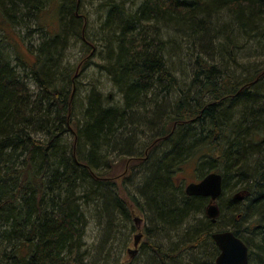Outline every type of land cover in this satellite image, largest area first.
I'll return each instance as SVG.
<instances>
[{"label":"trees","instance_id":"obj_1","mask_svg":"<svg viewBox=\"0 0 264 264\" xmlns=\"http://www.w3.org/2000/svg\"><path fill=\"white\" fill-rule=\"evenodd\" d=\"M46 1L0 0V264H89V217L106 227L109 210L128 217L111 191L115 184L102 180L110 176L113 155L145 159L140 175L147 209L162 226L161 241L171 232L185 237L186 264L197 263L212 230L225 228L247 246L248 261L254 249L256 264H264V68L248 65L247 74L235 78L229 52L235 40L225 38L228 47H221L211 21L228 16L240 38L258 48L264 42V0H140L130 8L127 0L103 3L98 36L83 35L80 45L104 49L100 69L110 83L108 97L104 89L69 88L73 79L62 48L68 35L79 38L82 0H49L60 27L53 34L43 23ZM27 22L46 36L25 45L32 59L2 28ZM178 46L176 55L186 53L182 66L172 59ZM193 149L199 151L198 179L222 175V198L229 186L245 187L238 197L218 199L229 225L206 219L207 198L173 187ZM253 161L256 168L245 167ZM246 220L254 245L240 233ZM151 251L161 264L185 263L180 255L167 259L157 246ZM200 261L211 264L210 255Z\"/></svg>","mask_w":264,"mask_h":264},{"label":"rangeland","instance_id":"obj_2","mask_svg":"<svg viewBox=\"0 0 264 264\" xmlns=\"http://www.w3.org/2000/svg\"><path fill=\"white\" fill-rule=\"evenodd\" d=\"M46 1V0H44ZM52 1V0H51ZM58 2L60 0H57ZM113 1H119V0H82L81 5L82 7H79L80 14L82 15V21L78 27V40L75 37H70L71 35H68L67 39L65 40V43L63 44L62 51L64 52V57L62 58V61L64 64H67L69 66V73L72 75V86L70 85V89L72 90V93L75 92L76 88H84L87 86V88L92 87L95 90H98L99 92L105 91L102 93L103 96H109V92L107 90H110L109 88V81L107 77L102 73L100 67L102 66V58L106 57V54L104 52V49H101V46L99 45H92L88 48H82L80 45V41L83 35L86 37L92 36H98L99 31L101 30V22L104 19L105 11H102L103 7H100V5H103L107 3H111ZM79 0H77L78 4ZM140 0H127L126 7L130 8L133 6H138ZM48 3L49 0L44 3V21L43 23L50 28V32L56 33L59 32V23L58 19L53 15V11L50 9L48 10ZM105 6V5H104ZM105 8V7H104ZM97 9H99L97 11ZM223 14V13H222ZM49 18V19H48ZM212 24L216 25L215 29H217L219 35L221 36V39L219 42L222 44L221 47H226L228 44L226 43V40L229 38L232 40L234 38V44H232L229 47L230 55L233 57V61H236V65H233L230 67L231 71L235 73V78H243L247 72L245 71V67L248 65L264 68V42L260 44V47H256L252 42H249L247 44L244 39H241L239 36V30L236 28V25L233 24L232 20H229V17L224 15L221 16H215L213 18ZM214 21V22H213ZM43 24V27H44ZM42 25V24H41ZM2 28L6 32L9 39H12L13 41H18L17 46L19 51L28 59H32L29 53L27 52V49L25 48V45H35L39 42V39L45 38V31H41L37 29V26L34 25L32 22H27L24 27L17 26V24L9 25L8 23H3ZM31 29V30H28ZM212 36V35H211ZM239 37V38H238ZM169 41L168 45L174 44L173 40L174 36L172 34H169L168 37H166ZM227 38V39H225ZM23 39V40H22ZM85 40V39H84ZM209 40V39H208ZM83 41V40H82ZM223 42V43H222ZM215 41L212 40V51L216 49L217 46H215ZM206 44L204 43V47ZM228 47V46H227ZM179 49L176 48L174 53L172 54V59L175 63L181 62L179 65H184V62H186L185 51L182 52V54L178 53L179 55H176V51ZM210 49V48H209ZM225 49V48H224ZM103 50V51H102ZM182 50V49H181ZM218 63V62H216ZM15 64V63H13ZM190 66V65H189ZM252 68V69H253ZM21 71V70H20ZM236 71V72H235ZM241 80V79H240ZM31 86V89H34L33 85H31V82H28ZM112 90V89H111ZM82 91V90H81ZM82 93V92H81ZM79 94L78 99H80L83 96V93L81 95ZM113 95V93H112ZM115 94L112 96L114 97ZM117 97V96H115ZM117 103V99L113 100L112 105ZM171 107V106H170ZM172 108V107H171ZM168 120V118H167ZM197 126H195L193 129H197ZM253 130V129H252ZM199 131V130H198ZM252 133V132H251ZM204 139L208 136H212V134H204ZM211 138V137H209ZM206 142V140L200 141V146L202 143ZM264 143V142H263ZM136 144V143H135ZM137 146V145H136ZM264 147V144H262ZM158 151V150H157ZM157 155V154H156ZM195 156V157H193ZM113 162H112V169L109 177H106L105 179L102 178V180H109L115 184L111 188V191L115 192L117 194L118 199L122 201V204H124L127 212L128 217L125 221L123 218H120L116 214V211L112 209V211L109 212L110 217V224L106 227V224L103 223L102 225H99L97 219H93L92 216L88 219L87 227L85 228V237H84V253H86V260L88 259L89 264H161V261L158 257L155 256V254L151 251V248H154V246H157L158 248H161V251L167 255H164L167 259H176L178 255L181 256L182 260L189 261L187 256L184 255L182 247L184 246L183 242L185 240V237L179 232H171L164 236V240L161 241V237L163 235H158L159 230L158 228L162 227L160 223L153 222L155 221V218L153 219V214L150 213V210L147 209V204L145 201V197L143 195V186L144 181L141 178L140 172H141V164L143 160L145 159H135V160H129L126 158L118 157L117 155H113ZM199 160V151L198 149H193V151L184 158V162L180 166V170L177 174H175L172 178L173 181V187L176 191L184 192V188L187 184L192 182H197V179L200 178V169H197V161ZM258 162H251L252 166H245L248 169L250 168H256V164ZM133 168V172L129 173V170ZM108 170V169H107ZM202 174V173H201ZM127 176V179L124 181L123 177ZM234 180H232L231 183H233ZM229 184V185H230ZM133 187V188H130ZM245 187L242 186H236L234 187L229 186L228 192L225 195V200H227L230 197H238L240 194H244ZM141 189V190H140ZM136 190H138L142 194L140 195ZM136 193V194H135ZM145 194V193H144ZM176 194V193H175ZM217 205L220 208V219L218 221L219 225H223L224 223L226 225H229L231 222V219L228 218V216L225 218V213H223V210H221L220 204L217 201ZM264 213V212H263ZM204 215L205 209H204ZM203 215V217H204ZM261 215V214H260ZM259 215V216H260ZM259 216L254 217L253 220H259ZM204 217V218H205ZM225 218V220H224ZM264 218V217H263ZM206 219L209 221V219L206 217ZM229 219V220H228ZM103 221V218H102ZM195 222L193 223V225ZM241 225V224H240ZM198 225H195V228H198ZM250 226V225H249ZM200 227V226H199ZM242 225L240 226V229H242ZM156 228V229H155ZM228 230H231L230 228H226ZM103 230V231H102ZM141 235V239L139 242L138 247L136 248L137 252L134 255L129 254V250H134L133 243H134V237L136 235ZM247 240H251L250 234H244ZM179 237V239H178ZM252 245L256 244L255 240H251ZM259 243V240L257 241ZM172 243V244H171ZM204 247L201 248V251L197 254L198 260L196 264H200V259L202 257H206L208 255H211V247L205 246L206 243H202ZM250 245V248L253 246ZM214 247V245H213ZM201 252V253H200ZM251 257L249 258L248 264H256V258L259 253L252 249ZM187 253H190V250L187 251ZM202 255V257H201ZM217 256V253L215 257ZM165 258V259H166ZM215 259V258H214ZM208 261V259H204V261ZM214 261V260H213ZM172 264H175L172 262Z\"/></svg>","mask_w":264,"mask_h":264},{"label":"water","instance_id":"obj_3","mask_svg":"<svg viewBox=\"0 0 264 264\" xmlns=\"http://www.w3.org/2000/svg\"><path fill=\"white\" fill-rule=\"evenodd\" d=\"M222 176L218 173H208L198 183L186 186L185 194L189 197H205L210 199L205 213L213 223L219 216V208L215 204L222 192ZM213 242L219 250L214 260V264H248V249L246 245L232 232H223L212 235ZM141 235L134 237V250H129V254H136V247L140 242Z\"/></svg>","mask_w":264,"mask_h":264},{"label":"bare ground","instance_id":"obj_4","mask_svg":"<svg viewBox=\"0 0 264 264\" xmlns=\"http://www.w3.org/2000/svg\"><path fill=\"white\" fill-rule=\"evenodd\" d=\"M221 135H219L218 134V136H216V139L217 138H219ZM212 138V137H211ZM221 175V174H220ZM222 176V175H221ZM221 195H222V192H221ZM220 195V199L222 198V196ZM201 198H204V197H202V196H200ZM218 198V199H219ZM225 198V196L222 198V199H224ZM208 199V204L206 203V205H205V210H206V208H207V206L210 204V199L209 198H207ZM218 199L216 200V202H215V204L217 205V201H218ZM228 199H233V197H230V198H228ZM219 202V201H218ZM218 206V205H217ZM221 206H223V205H221L220 204V207ZM219 208V207H218ZM225 209H226V207H225ZM221 210H222V207H221ZM227 210V209H226ZM206 214V213H205ZM220 217V208H219V216L216 218V220L214 221V223L217 221V219ZM227 216L225 215V218H226ZM225 218H224V220H225ZM209 219V218H208ZM229 220V219H228ZM209 221L211 222V223H213L210 219H209ZM247 221V220H246ZM243 221L242 223H241V225L243 226L242 227V229H240V226H239V229H240V233H241V235H243L244 236V234H248L247 233V228H250V226H246L248 223H249V221ZM251 221V220H250ZM230 224H231V222H230ZM223 232H232L231 230H228V229H214V230H212L211 232H210V234H209V241L208 240H205L204 242H202V243H206V245L205 246H210L211 247V255H210V263L212 264V263H214V261L213 260H215L214 258H216L215 257V255H216V253H217V255H218V253H219V250L217 249V247L215 246V244H214V240H213V238H212V235H214V234H218V233H223ZM233 233V232H232ZM234 234V233H233ZM245 237V236H244ZM201 241H202V238H201ZM242 241V240H241ZM213 242V245H214V247H213V245L211 244ZM247 247V246H246ZM248 249V248H247Z\"/></svg>","mask_w":264,"mask_h":264}]
</instances>
